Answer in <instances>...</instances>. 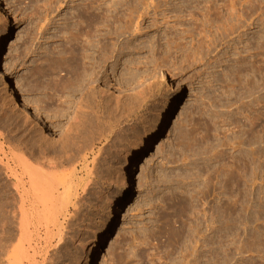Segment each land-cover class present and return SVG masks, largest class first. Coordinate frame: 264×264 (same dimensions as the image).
I'll return each mask as SVG.
<instances>
[{
  "label": "rangeland",
  "instance_id": "obj_1",
  "mask_svg": "<svg viewBox=\"0 0 264 264\" xmlns=\"http://www.w3.org/2000/svg\"><path fill=\"white\" fill-rule=\"evenodd\" d=\"M88 14L100 32L139 23L134 61L106 85L89 65L72 78L62 54ZM145 73L140 99L117 102ZM2 95L30 120L25 142L58 146L73 117L99 120L55 172L63 198L52 207L43 183L27 207L39 264H264V0H0ZM16 183L0 176V223L18 236Z\"/></svg>",
  "mask_w": 264,
  "mask_h": 264
},
{
  "label": "bare ground",
  "instance_id": "obj_2",
  "mask_svg": "<svg viewBox=\"0 0 264 264\" xmlns=\"http://www.w3.org/2000/svg\"><path fill=\"white\" fill-rule=\"evenodd\" d=\"M119 13L120 12H114L112 16L113 21L120 22L121 19L124 18V13ZM144 15L145 14H143V16ZM131 16L132 14H129L127 19L129 20ZM140 17L141 16H138V18ZM92 18L91 14H88V16L84 18V28H78L76 26L64 34L66 44L62 54L64 57L68 55V57L65 58L69 61L65 62L72 78L80 80L82 76L85 75L87 65H89L90 67L99 68V73L101 74L100 80L104 81V85H106L107 82L105 80H107V71L109 68L111 73L115 75V72L119 71L121 67V76H123L125 66L120 64L121 58L128 55L130 58L128 64L134 61V57L131 56L138 53L134 41H136L140 34L139 23L134 24V27L129 24L124 30L119 31H111V28L108 30L106 27L107 30L100 32V27L99 29L98 27H92V22L95 21H92ZM130 21L132 23L134 20L131 18ZM43 30H46V28ZM150 74L151 73H145V75L139 79V83L137 84L140 85H131L127 89H124V93L117 99V102H119L120 99L124 101L140 99L141 93L139 92V88L153 77V75ZM136 79L137 75L133 73V70H130L128 78H126L125 81L133 83ZM120 84L122 83L120 82L119 85ZM76 87L77 84L74 85L72 90H75ZM101 92H103V90ZM38 95L37 97H41L40 93H38ZM105 97L108 96L103 95L101 101L97 102V105L103 107V110L108 106ZM38 99L40 100V98ZM0 100V126L3 125L7 128L5 133H0V176L17 182L15 187L19 193L20 210L22 212V218H24L21 223L22 233L18 236L14 233V235L10 233V221L14 218L11 217L12 220L8 219L9 222L6 220L0 223V263L7 261V264H39L37 260L39 256L37 249L39 248L38 243L37 248H33L35 252L32 258L29 256V249L33 238L31 239L30 237L31 233L28 234L29 231L27 233L25 222L27 221L28 223V217L30 216V219L34 220L35 216L34 212H31V208L29 209L27 207L38 204L42 195L43 183L47 185L44 195L47 197L52 207L58 204L60 197L63 198L61 193H59V186L55 180V172L58 168L62 167L63 164L75 159L79 153L88 148V145L92 142L90 136L92 137L94 134V128L99 127V120L95 114V120H88L86 115L81 116L79 120H77L78 117H73L75 120L73 121L77 123H75L76 125L74 127L76 131H72L73 128H71L73 132L72 135H63L62 139L57 142L58 146L55 144H45L41 136L36 138L39 144L35 143V138L33 136L25 142L24 139L28 134L26 126L30 123L29 118L11 107L12 105H10L11 103L7 96H0ZM68 109L69 107L66 109L63 108L59 110V112L57 111V115H61V117L65 116ZM37 111L39 112L40 109ZM122 111L125 114L135 113L133 107H125ZM36 119L37 118L34 116L31 122ZM38 124H43V121L41 123V117L37 119V124H35V127L30 131L36 133L37 136H39V131H36L38 129ZM28 145L31 146L29 147ZM16 151H18V154H15ZM47 153H52L53 157L42 162L41 159H45V154ZM6 186L9 188L8 182ZM13 224L14 223H12V225ZM16 238H18V243H14Z\"/></svg>",
  "mask_w": 264,
  "mask_h": 264
}]
</instances>
